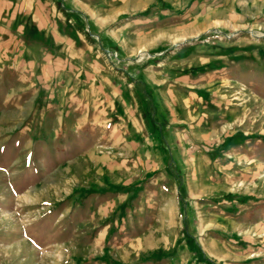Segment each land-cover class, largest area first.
<instances>
[{
    "label": "rangeland",
    "instance_id": "rangeland-1",
    "mask_svg": "<svg viewBox=\"0 0 264 264\" xmlns=\"http://www.w3.org/2000/svg\"><path fill=\"white\" fill-rule=\"evenodd\" d=\"M0 264H264V0H0Z\"/></svg>",
    "mask_w": 264,
    "mask_h": 264
},
{
    "label": "trees",
    "instance_id": "trees-1",
    "mask_svg": "<svg viewBox=\"0 0 264 264\" xmlns=\"http://www.w3.org/2000/svg\"><path fill=\"white\" fill-rule=\"evenodd\" d=\"M189 236V238H192L190 235H188Z\"/></svg>",
    "mask_w": 264,
    "mask_h": 264
}]
</instances>
